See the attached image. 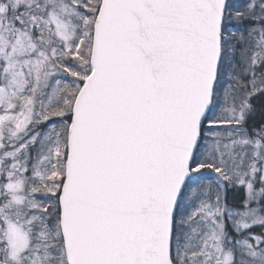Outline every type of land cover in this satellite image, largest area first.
I'll return each mask as SVG.
<instances>
[{
  "label": "snow or ice",
  "instance_id": "6c2138e0",
  "mask_svg": "<svg viewBox=\"0 0 264 264\" xmlns=\"http://www.w3.org/2000/svg\"><path fill=\"white\" fill-rule=\"evenodd\" d=\"M260 98L264 0H0V264H264Z\"/></svg>",
  "mask_w": 264,
  "mask_h": 264
},
{
  "label": "trees",
  "instance_id": "16d2710c",
  "mask_svg": "<svg viewBox=\"0 0 264 264\" xmlns=\"http://www.w3.org/2000/svg\"><path fill=\"white\" fill-rule=\"evenodd\" d=\"M260 100H264V98H261Z\"/></svg>",
  "mask_w": 264,
  "mask_h": 264
},
{
  "label": "flooded vegetation",
  "instance_id": "af4514ba",
  "mask_svg": "<svg viewBox=\"0 0 264 264\" xmlns=\"http://www.w3.org/2000/svg\"><path fill=\"white\" fill-rule=\"evenodd\" d=\"M261 99V98H260ZM257 103H259V100L257 101Z\"/></svg>",
  "mask_w": 264,
  "mask_h": 264
}]
</instances>
